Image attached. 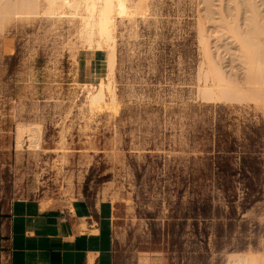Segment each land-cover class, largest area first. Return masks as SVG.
Wrapping results in <instances>:
<instances>
[{"label": "rangeland", "instance_id": "374dc122", "mask_svg": "<svg viewBox=\"0 0 264 264\" xmlns=\"http://www.w3.org/2000/svg\"><path fill=\"white\" fill-rule=\"evenodd\" d=\"M116 2L112 74L108 51L81 36L82 11L0 13V249L17 195L83 197L115 207V264H262L264 105L201 91L199 31L226 73L240 72L222 27L246 29L247 0ZM99 81L106 97L90 106ZM18 125L39 128V149L27 134L16 143Z\"/></svg>", "mask_w": 264, "mask_h": 264}, {"label": "bare ground", "instance_id": "6f19581e", "mask_svg": "<svg viewBox=\"0 0 264 264\" xmlns=\"http://www.w3.org/2000/svg\"><path fill=\"white\" fill-rule=\"evenodd\" d=\"M116 3V0H0V13L28 14L34 10H38L42 4L43 6L46 4L50 8V10L48 9L49 12L57 9L61 15H73L82 11L83 15L81 14V25L79 26L82 35L79 34L83 36L85 40L83 41L88 43L86 44L87 46L108 51V60L107 56L105 59L106 62L108 61V64L105 63L108 66V71L112 74L115 65L113 31L115 29ZM254 3V1L247 0L249 16L245 30L240 28L236 20L227 21V23L225 22V26L222 27L225 31L224 33L227 32L237 42L239 56L237 59H239L238 61L241 64L240 72L227 74L210 50L211 42L205 34V29L201 28L199 31V41L202 44L204 62L206 63L205 66H207V68L205 67L206 71L204 74L205 84L204 87L202 86L203 90H201L203 92L201 93L204 95L203 98L225 102L246 101L264 105V16L261 17ZM46 5L45 8L47 10ZM107 88H109L108 82L99 81L98 85L95 86V90L90 89L86 93L88 94L86 96L87 104L96 106L103 102L106 97L104 91ZM114 97L115 92L113 91L112 98ZM24 134H27V140L31 144L34 143L32 147L39 149V128L32 125H18L16 130V143L18 145L22 143ZM229 257L230 260L227 264H257L258 261L252 255H231ZM259 258H261L262 264H264V254H261Z\"/></svg>", "mask_w": 264, "mask_h": 264}, {"label": "crops", "instance_id": "0c3cea01", "mask_svg": "<svg viewBox=\"0 0 264 264\" xmlns=\"http://www.w3.org/2000/svg\"><path fill=\"white\" fill-rule=\"evenodd\" d=\"M114 211L102 200L69 206L17 195L0 264H115Z\"/></svg>", "mask_w": 264, "mask_h": 264}, {"label": "trees", "instance_id": "16d2710c", "mask_svg": "<svg viewBox=\"0 0 264 264\" xmlns=\"http://www.w3.org/2000/svg\"><path fill=\"white\" fill-rule=\"evenodd\" d=\"M248 185H250V184H248Z\"/></svg>", "mask_w": 264, "mask_h": 264}]
</instances>
